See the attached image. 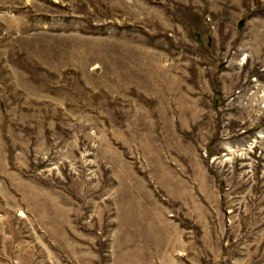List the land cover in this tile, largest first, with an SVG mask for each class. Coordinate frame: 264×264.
Returning a JSON list of instances; mask_svg holds the SVG:
<instances>
[{"label": "rangeland", "instance_id": "1", "mask_svg": "<svg viewBox=\"0 0 264 264\" xmlns=\"http://www.w3.org/2000/svg\"><path fill=\"white\" fill-rule=\"evenodd\" d=\"M0 264H264V0H0Z\"/></svg>", "mask_w": 264, "mask_h": 264}]
</instances>
